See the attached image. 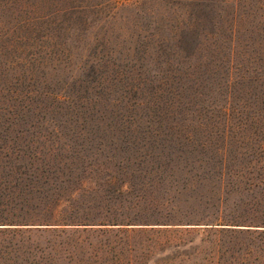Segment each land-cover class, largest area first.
<instances>
[{"label":"rangeland","instance_id":"obj_1","mask_svg":"<svg viewBox=\"0 0 264 264\" xmlns=\"http://www.w3.org/2000/svg\"><path fill=\"white\" fill-rule=\"evenodd\" d=\"M0 64V264H264V0H0ZM188 132L191 184L111 159Z\"/></svg>","mask_w":264,"mask_h":264},{"label":"trees","instance_id":"obj_2","mask_svg":"<svg viewBox=\"0 0 264 264\" xmlns=\"http://www.w3.org/2000/svg\"><path fill=\"white\" fill-rule=\"evenodd\" d=\"M197 39L200 41V42L198 41V44L196 43ZM192 42L195 45H198V46L201 45L199 33L192 39ZM2 66L3 64H0V67ZM141 105L142 103L139 104V106ZM101 117H102V113H100L99 111H96V114L91 115L89 121L91 123H94L93 125H97L96 128H100L102 126L100 123L102 122ZM80 120H81V117H79V120H77V122ZM85 121H87V119ZM120 121L123 123L124 119H121ZM183 121L186 122V125H185L186 129L191 127L192 121L191 122L190 121L188 122V120L187 121L183 120ZM126 123H131V121L126 120ZM187 136L189 138L187 139L186 137L185 142H182V143L171 141L166 144H162L158 148H155L157 152L155 154L149 155V157H146L141 152L143 149H146V146L144 145L138 144V146L134 148H131L127 145L120 146L119 148H117V150H119L123 154V156L121 157L120 155L116 156V154H113L111 156V159L115 160L117 157L120 158L121 159L120 165L123 166V169H129V171H131L129 172L128 175H125V176L134 177L135 176L134 173L138 171L140 173L139 176H142V178L144 179L148 177L146 176L147 174H150L151 172H155L154 175L159 174L157 178H160L162 182H165L166 175L164 174L168 173V174L175 175L173 177L176 180H181V181H176V182H189V184H191L192 169H193L192 167L193 165L196 166V164L199 163V160L196 158L192 160L191 154H193L197 150L195 146L196 143L192 142V140L190 139V137L192 136L191 132H188ZM151 145H155V142L151 143ZM261 145H262L261 149L264 150V143ZM55 146L56 145H54L53 150L49 151V156L46 150H44V148L42 149V148H37L34 146H28V147H25L26 149L24 148L21 149L20 150L21 155L19 156L20 161H21V166H23V168H25L26 170L32 169L35 172L42 166V170H43L42 173L44 174L46 171L43 168L44 167L45 169L50 168L51 170H48V173L45 176V179L51 180V179H58L60 176L66 175V173L77 174L79 165H81L82 170H84L85 162L91 161V166H94V167L95 165H98V162L96 160L95 161L90 160V159H95L94 152H93L95 148L93 146H91V148L88 150H84V149L82 150L85 156V159L78 158L77 155H74V154H79V152H75L76 149H73L72 147H70V145L61 146L60 149H56ZM204 146L205 145H201L200 147L204 149ZM27 149H30V150L32 149L34 153L31 155L30 152L32 151L28 150L30 152H29V155H27V152H26ZM131 149H133L135 153L130 152ZM47 157L51 160H47L48 159ZM142 158H145V159H142ZM28 159H29V162H28ZM53 161H56V162L53 163ZM27 162L29 164H27ZM149 163L156 164L157 166L156 171H154L155 168L149 169L146 166V164H149ZM164 163L166 164L165 166H164ZM263 163L264 161L261 162V164ZM169 166H170L169 171H166V169ZM113 179L116 180V177L113 176ZM127 181L128 182L126 183L130 185V183L132 182V179L127 180ZM173 181L175 182V180ZM110 182L114 183V181H110ZM53 217L54 219L57 218V216H53ZM23 223H25L23 224V226L29 225L27 224L29 222H23ZM43 223L44 225H62V224L63 225H88V224H80V222H75L71 220H63V219L47 221ZM53 223H61V224H53ZM119 223L120 222L118 221L117 222L105 221L104 224H100V225H113V226L122 225ZM126 225H129V224H126ZM227 226H242V225L232 224V225H227Z\"/></svg>","mask_w":264,"mask_h":264}]
</instances>
